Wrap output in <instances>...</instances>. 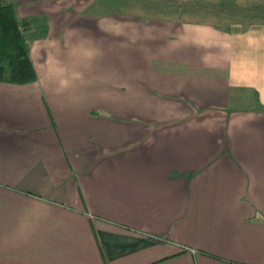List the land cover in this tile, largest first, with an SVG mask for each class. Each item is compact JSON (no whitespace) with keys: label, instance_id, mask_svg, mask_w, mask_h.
<instances>
[{"label":"crops","instance_id":"1","mask_svg":"<svg viewBox=\"0 0 264 264\" xmlns=\"http://www.w3.org/2000/svg\"><path fill=\"white\" fill-rule=\"evenodd\" d=\"M14 1L38 80L0 83V264H264V23Z\"/></svg>","mask_w":264,"mask_h":264},{"label":"trees","instance_id":"2","mask_svg":"<svg viewBox=\"0 0 264 264\" xmlns=\"http://www.w3.org/2000/svg\"><path fill=\"white\" fill-rule=\"evenodd\" d=\"M26 25L17 20L13 4L0 0V83L24 86L38 80L24 35Z\"/></svg>","mask_w":264,"mask_h":264},{"label":"rangeland","instance_id":"3","mask_svg":"<svg viewBox=\"0 0 264 264\" xmlns=\"http://www.w3.org/2000/svg\"><path fill=\"white\" fill-rule=\"evenodd\" d=\"M129 1L131 2V0ZM2 2L11 4L15 1L2 0ZM137 3L139 4V2ZM145 4L156 6L155 9L160 10L170 9L169 6L186 5L187 7L189 5V14L182 15L178 13L179 15L174 16L185 20L216 23L221 26H228L231 22L244 25L264 23V0H149ZM156 16L170 17L163 13H156Z\"/></svg>","mask_w":264,"mask_h":264},{"label":"built area","instance_id":"4","mask_svg":"<svg viewBox=\"0 0 264 264\" xmlns=\"http://www.w3.org/2000/svg\"><path fill=\"white\" fill-rule=\"evenodd\" d=\"M183 250L185 251H188V252H191V253H195L193 250L187 248V247H181Z\"/></svg>","mask_w":264,"mask_h":264}]
</instances>
